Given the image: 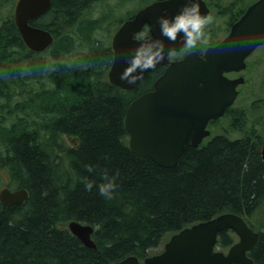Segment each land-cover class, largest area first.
I'll list each match as a JSON object with an SVG mask.
<instances>
[{
  "label": "trees",
  "instance_id": "trees-1",
  "mask_svg": "<svg viewBox=\"0 0 264 264\" xmlns=\"http://www.w3.org/2000/svg\"><path fill=\"white\" fill-rule=\"evenodd\" d=\"M139 1L137 9L148 3ZM104 3L51 0V8L30 23L53 37L39 54L25 48L10 12L1 20L0 189H23L27 198L8 208L0 203V264H112L131 256L141 261L166 234L223 213L242 217L258 233L248 257L264 264L263 137L254 124L248 126L245 113L228 109L240 139L214 135L187 148L174 167L135 155L127 143L125 110L151 89L162 68L129 91L108 82L112 51L100 32L110 37L115 20L110 10L91 17ZM76 48L82 50L70 64L59 62ZM64 136L75 138L76 147ZM105 173L116 177L111 200L98 191ZM89 182L91 191L85 188ZM72 221L93 228V249L69 233ZM235 239L231 232L220 234L216 245L225 250Z\"/></svg>",
  "mask_w": 264,
  "mask_h": 264
},
{
  "label": "water",
  "instance_id": "water-1",
  "mask_svg": "<svg viewBox=\"0 0 264 264\" xmlns=\"http://www.w3.org/2000/svg\"><path fill=\"white\" fill-rule=\"evenodd\" d=\"M197 2L201 13L208 15L204 3ZM189 3L190 0L156 1L119 25L111 38L113 57L107 73L111 85L131 90L141 80L129 84L120 77L128 66L125 58L133 55L138 47L134 36L143 28L152 39L164 42L165 56L168 50L178 52L184 48L182 33L176 43L161 36L158 19L162 15L175 16ZM50 7V0L16 1L14 24L24 45L32 52H42L52 44L49 32L29 25ZM263 42L264 0H257L231 25L228 35L216 46L207 48L202 57L191 52L181 60L165 58L157 64L164 70L152 89L133 99L124 114L129 149L158 166L174 167L187 148L197 147L209 136L207 123L220 118L232 105L237 95L236 87L243 79L230 80L224 73L244 69V59ZM150 71L146 70L143 76ZM260 157L264 167V145ZM26 198L23 189L0 190V203L5 208L22 204ZM67 230L83 246L94 248L91 226L72 221ZM227 232H232L237 241L226 252L216 250L217 236ZM257 238L258 234L252 232L240 216L224 213L171 235L161 252L142 261L131 256L112 264H253L247 253Z\"/></svg>",
  "mask_w": 264,
  "mask_h": 264
},
{
  "label": "rangeland",
  "instance_id": "rangeland-1",
  "mask_svg": "<svg viewBox=\"0 0 264 264\" xmlns=\"http://www.w3.org/2000/svg\"><path fill=\"white\" fill-rule=\"evenodd\" d=\"M149 1L151 0L147 2ZM252 1L254 0H210L214 8L211 15L213 22L206 28L208 42L198 43L197 47L192 49L203 48L205 45L212 44L215 40L217 41L223 37L226 33L230 17L236 16L238 10L244 9ZM13 3L14 0H0V24L1 20L11 11V5ZM139 4V0H105L104 4L96 5L91 12L92 18L97 17L99 12H107L110 10L111 16L113 17L112 19L115 20L111 22V26L109 27L110 37H107L104 31L100 32L106 42H110L113 32L119 25L118 19L127 17L132 11H135ZM108 13L109 12L106 14ZM262 47L263 48L256 50L253 56L248 59L247 64L249 65V70L241 73V75L246 77L247 82L241 87L240 93L231 109L245 113L246 120L250 123L247 125L250 126L254 124L255 130L259 135L261 134L264 139V45ZM81 50V48H76V50H73L67 57L61 59L59 62L70 64ZM189 50L190 49L185 48L182 52ZM181 53L174 56H181ZM225 117L226 116L217 120L211 126V134H225L233 139H240L241 134L229 123V118ZM63 139L68 146L76 147L77 141L75 138L64 136ZM168 238L169 234H166L161 240V245L152 250L151 254L158 253L162 248V244L166 242Z\"/></svg>",
  "mask_w": 264,
  "mask_h": 264
},
{
  "label": "clouds",
  "instance_id": "clouds-1",
  "mask_svg": "<svg viewBox=\"0 0 264 264\" xmlns=\"http://www.w3.org/2000/svg\"><path fill=\"white\" fill-rule=\"evenodd\" d=\"M212 22L210 15L201 13L197 0H190V3L173 17L162 15L158 19L161 36L172 43H176L182 33L183 45L188 49L197 47L198 43L208 42L206 28ZM134 39L138 41V47L134 50L133 55L125 58L128 66L120 77L129 84H135L143 78L146 70L155 69L157 64L171 55V50H168L165 56L166 45L162 40L152 39L147 33L136 35ZM92 170L90 167L89 171ZM104 181L98 186L99 194L105 199L111 200L117 188L116 177L109 178L105 173ZM93 186V183H85V188L88 191H91Z\"/></svg>",
  "mask_w": 264,
  "mask_h": 264
},
{
  "label": "flooded vegetation",
  "instance_id": "flooded-vegetation-1",
  "mask_svg": "<svg viewBox=\"0 0 264 264\" xmlns=\"http://www.w3.org/2000/svg\"><path fill=\"white\" fill-rule=\"evenodd\" d=\"M16 1V0H15ZM152 2H156V1H164V0H151ZM166 1V0H165ZM204 3H205V5H206V7L208 8V10H209V13H210V16L212 15V13H213V5H212V3L210 2V0H202ZM151 2V3H152ZM15 3V2H14ZM247 7V6H246ZM246 7L244 8V9H241V10H238L237 11V13H236V16H237V18L238 17H240L241 15H242V13H243V11L246 9ZM11 12L13 13V9H11ZM220 13V12H219ZM238 14V15H237ZM230 26H227V28H226V33L224 34V36L223 37H221L220 39H218L217 41L215 40V42L214 43H212V46H214V45H216L221 39H223L226 35H227V33H228V28H229ZM210 46V45H209ZM260 48H263L262 46L261 47H258V48H256L252 53H251V55H249V57H247V59H246V61H245V63H246V67H245V69L243 70V71H240V72H238V73H229V74H227L226 75V77L227 78H229V79H236V78H239V77H241V78H243V80H244V84L243 85H245L246 84V82H247V80H246V77H244L243 75H241V73L242 72H244V71H247V70H249V65L247 64V61H248V59L251 57V56H253V53L256 51V50H259ZM198 52V51H197ZM199 53V55H202V52H198ZM179 59V58H178ZM170 60V59H169ZM148 74V73H147ZM242 85V86H243ZM136 87V86H135ZM240 87L241 86H239L238 88H237V90H238V92L240 93ZM223 135H225V134H223ZM264 143V142H263ZM263 145V144H262Z\"/></svg>",
  "mask_w": 264,
  "mask_h": 264
},
{
  "label": "bare ground",
  "instance_id": "bare-ground-1",
  "mask_svg": "<svg viewBox=\"0 0 264 264\" xmlns=\"http://www.w3.org/2000/svg\"><path fill=\"white\" fill-rule=\"evenodd\" d=\"M45 13H46V12H45ZM145 75H146V74H145ZM145 75H144V76H145ZM144 76H143V77H144ZM139 82H140V81H139ZM121 90H122V89H121ZM131 90H132V89H131ZM124 91H129V90H124ZM125 111H126V110H125ZM180 157H181V156H180Z\"/></svg>",
  "mask_w": 264,
  "mask_h": 264
}]
</instances>
